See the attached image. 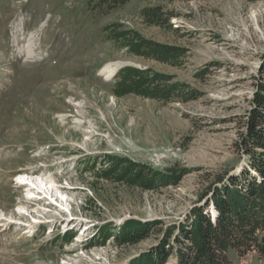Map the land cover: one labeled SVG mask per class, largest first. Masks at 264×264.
<instances>
[{
	"label": "rangeland",
	"instance_id": "1",
	"mask_svg": "<svg viewBox=\"0 0 264 264\" xmlns=\"http://www.w3.org/2000/svg\"><path fill=\"white\" fill-rule=\"evenodd\" d=\"M146 7L157 15L145 16ZM36 29L41 46L33 60L19 51ZM117 29L179 52L169 60L135 54L113 36ZM115 62L157 73V85L175 88L167 96L117 94L116 76L100 73ZM261 83L264 0H129L114 8L0 0V264H130L154 251L165 229L189 226L195 207L216 218L212 193L200 197L208 185L262 180L246 125ZM112 156L187 171L178 184L144 189L103 177ZM23 171L46 179L57 193L44 192L45 183L41 190L56 204L41 193L43 201L26 202L29 212L18 211L29 200L15 180ZM36 217L42 223L30 233L3 225ZM131 220L156 224L147 238L121 244L113 236ZM65 222L69 234L78 231L70 240ZM258 235L264 242V229ZM171 245L165 264L177 260L173 238ZM228 257L264 264L258 248L244 255L231 248Z\"/></svg>",
	"mask_w": 264,
	"mask_h": 264
},
{
	"label": "trees",
	"instance_id": "2",
	"mask_svg": "<svg viewBox=\"0 0 264 264\" xmlns=\"http://www.w3.org/2000/svg\"><path fill=\"white\" fill-rule=\"evenodd\" d=\"M93 1L100 8H114L129 0ZM143 13L148 18L157 15L155 10L147 7ZM113 36L122 38L124 45L138 55L169 60L179 52V48L175 46L137 38V32L132 30L117 29ZM160 79L161 76L157 73L149 74L148 70L126 66L117 73L113 90L117 94L133 92L145 96H167L175 85L162 88L156 84ZM252 101L253 108L246 125L248 140L253 147L248 152L252 166L259 172L262 180L249 179L243 182L238 177H231L230 182L223 187L208 185L200 197L203 199L212 193L211 201L217 209V217H211L203 207H195L189 226L182 224L165 229L154 251L133 258L130 264H165L173 251L172 238L179 251L175 264H232L228 257L231 248L240 255L258 248L264 255V242L258 235L264 229V83L258 86ZM110 159L111 165L101 172L103 177L126 180L144 189L178 184L187 171L183 168L161 170L128 159H117L115 156ZM226 175H217V180L223 181ZM155 224L131 220L125 223L117 236H112L121 244L137 243L152 233ZM66 235L70 240L74 234ZM109 235L106 233L104 239L109 238Z\"/></svg>",
	"mask_w": 264,
	"mask_h": 264
},
{
	"label": "bare ground",
	"instance_id": "3",
	"mask_svg": "<svg viewBox=\"0 0 264 264\" xmlns=\"http://www.w3.org/2000/svg\"><path fill=\"white\" fill-rule=\"evenodd\" d=\"M21 19V18H20ZM44 27V23H42L41 24V28L40 29H42ZM17 28V27H16ZM15 30H21V28L20 29H15ZM38 31H39V29H36V30H33V32L29 35L30 37H29V42L26 44V45H23V46H25L24 48H23V50L22 51H19L20 53H22V54H24V55H27L26 57L27 58H33V60H36V58H37V53H38V51H37V49L41 46V42L39 41L40 40V35H39V33H38ZM22 34V33H21ZM13 41H19L18 39H15V40H13ZM32 44H33V46H32ZM125 63H122V62H115V63H112V64H108V65H106V66H104L101 70H100V73L105 77V78H108V79H110V78H112V77H115L116 75H117V72L119 71V69L121 68V66L122 65H124ZM25 175H30V174H26V173H23V174H20L19 175V179L24 183V184H26V185H32V186H30V190H29V192H28V194H30V195H33V192L34 193H39L41 196H38V195H36V200H41V201H43V199H45V198H43V196H42V194L40 193V192H38V191H34L35 190V188H33V185L34 186H36V188H39L40 190H41V186H43V183H45V187L42 189L44 192H47V194L49 195H51V197H53L54 195H56V193L55 194H53L52 193V191H53V189L52 190H50V187L52 186L48 181H44V180H46V179H44L42 176H39V175H37V176H34V175H30L31 177H29V176H25ZM20 180H18V182L20 183ZM49 183V184H48ZM32 193V194H31ZM62 195H63V192H62ZM58 197H59V195H57V197H56V200H58ZM49 199V198H48ZM32 201H33V199H31ZM30 199L29 200H27V201H25V203L24 202H22V203H19V205H18V207H17V209H18V211H21V212H29V210H28V208L25 206L26 205V202H30L31 201ZM46 200H47V197H46ZM66 201V200H65ZM51 202V201H50ZM46 203V202H45ZM25 204V205H24ZM54 203L52 202V205H53ZM27 208V209H26ZM24 209V210H23ZM214 212H215V210H213ZM26 214H28V213H26ZM4 215V214H3ZM3 215H0V218L1 219H3V220H5L4 219V216ZM216 215V214H215ZM3 216V217H2ZM39 217H36L35 219H32L30 222H28L27 223V226H25L24 228V233H27V232H29L30 233V231H31V229H33V227H36V226H38V224H40V223H42V220H40V219H38ZM74 217H72V218H67V219H65L66 221H68L69 223H70V221L73 219ZM18 220H16L15 219V221L14 220H12V219H8V220H6L5 222H4V224L3 225H5V226H7V225H9V224H12V225H19V223L20 222H18ZM27 227H29L30 229H28ZM34 231V230H33ZM176 263V260L174 261V260H171L170 262H169V264H175Z\"/></svg>",
	"mask_w": 264,
	"mask_h": 264
},
{
	"label": "water",
	"instance_id": "4",
	"mask_svg": "<svg viewBox=\"0 0 264 264\" xmlns=\"http://www.w3.org/2000/svg\"><path fill=\"white\" fill-rule=\"evenodd\" d=\"M212 208H215V205H214L213 201H212ZM263 241H264V239H263Z\"/></svg>",
	"mask_w": 264,
	"mask_h": 264
}]
</instances>
